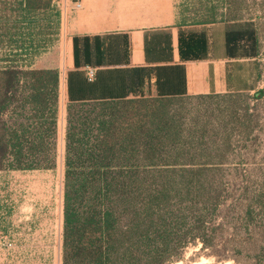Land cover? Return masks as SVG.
Masks as SVG:
<instances>
[{
  "label": "trees",
  "instance_id": "1",
  "mask_svg": "<svg viewBox=\"0 0 264 264\" xmlns=\"http://www.w3.org/2000/svg\"><path fill=\"white\" fill-rule=\"evenodd\" d=\"M38 1L19 5L29 12L49 6V0ZM224 21L226 54L252 58V73L259 55L253 22ZM26 65L0 66V169H44L55 163L58 71ZM69 78L70 72L67 84ZM235 85L245 86L242 91L254 88L238 76ZM144 96L68 102L61 264H168L181 256L179 248L197 242L216 259L264 264L263 180L254 191L225 190L221 162L187 155L189 144L174 140L177 130L171 132L154 112L117 133L101 120L94 132V107Z\"/></svg>",
  "mask_w": 264,
  "mask_h": 264
},
{
  "label": "rangeland",
  "instance_id": "2",
  "mask_svg": "<svg viewBox=\"0 0 264 264\" xmlns=\"http://www.w3.org/2000/svg\"><path fill=\"white\" fill-rule=\"evenodd\" d=\"M20 0H0V66L15 65L20 69L52 68L58 71L56 131L51 168L33 170L0 169V213L16 201L50 202L54 210H62L64 140L66 108L59 93L68 66L69 37L61 7L49 0L47 8L25 11ZM38 0H31L37 5ZM40 3H43L41 1ZM182 19L188 22L250 20L259 42L257 69L252 67L254 88L247 91L209 95H185L158 100L145 95L134 101L96 106L90 114L94 132L100 121L110 133L132 122L148 119L150 112L171 126L174 140L189 144L187 155L200 161H219L222 186L238 192L244 187L257 190L263 180L264 189V0H177ZM26 65V66H27ZM256 91L260 96L255 97ZM19 95L23 94L18 92ZM98 117V118H97ZM62 212V211H61ZM2 216L0 215V218ZM62 225V224H61ZM264 227V220H263ZM0 240V264H61L57 241L21 242L15 250L5 249ZM180 250V257L168 264H244L238 260L216 259L200 242Z\"/></svg>",
  "mask_w": 264,
  "mask_h": 264
},
{
  "label": "crops",
  "instance_id": "3",
  "mask_svg": "<svg viewBox=\"0 0 264 264\" xmlns=\"http://www.w3.org/2000/svg\"><path fill=\"white\" fill-rule=\"evenodd\" d=\"M58 4L69 37L68 66L59 93L63 102L242 91L245 86L235 85L237 76L247 86L254 83L248 69L252 58L225 52L228 21H184L177 0H59ZM86 67L95 69L92 81L85 78ZM50 205L16 201L4 207L0 240L5 249L37 241H57L59 247L62 210L58 207L54 217Z\"/></svg>",
  "mask_w": 264,
  "mask_h": 264
},
{
  "label": "built area",
  "instance_id": "4",
  "mask_svg": "<svg viewBox=\"0 0 264 264\" xmlns=\"http://www.w3.org/2000/svg\"><path fill=\"white\" fill-rule=\"evenodd\" d=\"M59 0H56L55 2L58 4ZM80 3L79 2H75V7H79ZM95 75V69L93 67H86L85 69V76L88 80H91L94 78Z\"/></svg>",
  "mask_w": 264,
  "mask_h": 264
},
{
  "label": "clouds",
  "instance_id": "5",
  "mask_svg": "<svg viewBox=\"0 0 264 264\" xmlns=\"http://www.w3.org/2000/svg\"><path fill=\"white\" fill-rule=\"evenodd\" d=\"M203 264H214V258L212 260H205ZM226 264H232L231 261L226 262Z\"/></svg>",
  "mask_w": 264,
  "mask_h": 264
}]
</instances>
